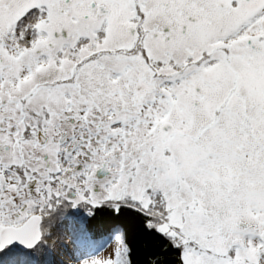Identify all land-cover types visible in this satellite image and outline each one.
<instances>
[{
    "label": "snow or ice",
    "instance_id": "obj_1",
    "mask_svg": "<svg viewBox=\"0 0 264 264\" xmlns=\"http://www.w3.org/2000/svg\"><path fill=\"white\" fill-rule=\"evenodd\" d=\"M71 209L264 264V0H0V264H58Z\"/></svg>",
    "mask_w": 264,
    "mask_h": 264
},
{
    "label": "trees",
    "instance_id": "obj_2",
    "mask_svg": "<svg viewBox=\"0 0 264 264\" xmlns=\"http://www.w3.org/2000/svg\"><path fill=\"white\" fill-rule=\"evenodd\" d=\"M71 216H73V210ZM76 217V216H73ZM78 223L81 228L78 230L71 228L73 239V253L72 255L76 260L86 259L92 254V246L95 244L93 241H99L100 238H105V245L111 243V236L109 229L118 224L125 231L127 241L130 244L133 251L134 264H148L149 261H160L161 264H175L174 256L176 253L168 252L165 255H161L162 241L153 233H149L145 230L143 220L132 212H122L118 216L110 212H96L94 215H87L86 213H80L78 217ZM50 239L54 244L60 241L58 233ZM52 234V235H53ZM60 234V233H59ZM64 235V232H62ZM110 238L106 240V237ZM76 237V239H75ZM71 240V239H70Z\"/></svg>",
    "mask_w": 264,
    "mask_h": 264
},
{
    "label": "rangeland",
    "instance_id": "obj_3",
    "mask_svg": "<svg viewBox=\"0 0 264 264\" xmlns=\"http://www.w3.org/2000/svg\"><path fill=\"white\" fill-rule=\"evenodd\" d=\"M75 213V209H71L69 211ZM81 228V225L78 223V219L76 217L71 216V213H66V215L62 218H60L55 226L50 229L51 233H58V236L60 238L61 242H58L57 244H54L50 239L47 241V244L49 246V250L55 254V259L58 262H63V264H91L93 259L99 260L102 258L108 257L112 251L113 248L117 245V241L111 237V243L108 245H105V238H100L99 241L94 240L92 246V254L90 257H88L86 260L80 259L76 260V258L72 255L73 253V244L71 243V236H70V230L71 228ZM64 232V235L62 234ZM60 233V234H59ZM56 235L53 234L52 237ZM57 237V235H56ZM110 237L107 236L106 240ZM54 239V238H52ZM103 244V247L100 245Z\"/></svg>",
    "mask_w": 264,
    "mask_h": 264
},
{
    "label": "bare ground",
    "instance_id": "obj_4",
    "mask_svg": "<svg viewBox=\"0 0 264 264\" xmlns=\"http://www.w3.org/2000/svg\"><path fill=\"white\" fill-rule=\"evenodd\" d=\"M72 233H74V232H72Z\"/></svg>",
    "mask_w": 264,
    "mask_h": 264
}]
</instances>
